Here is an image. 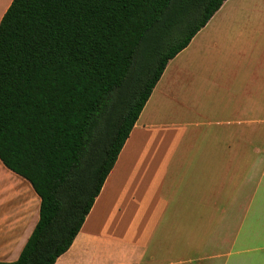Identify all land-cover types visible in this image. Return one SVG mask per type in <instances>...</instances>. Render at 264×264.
I'll use <instances>...</instances> for the list:
<instances>
[{
	"label": "crops",
	"instance_id": "crops-1",
	"mask_svg": "<svg viewBox=\"0 0 264 264\" xmlns=\"http://www.w3.org/2000/svg\"><path fill=\"white\" fill-rule=\"evenodd\" d=\"M248 5L225 1L168 63L55 264H264V16ZM40 204L0 160V263L19 259Z\"/></svg>",
	"mask_w": 264,
	"mask_h": 264
},
{
	"label": "trees",
	"instance_id": "trees-1",
	"mask_svg": "<svg viewBox=\"0 0 264 264\" xmlns=\"http://www.w3.org/2000/svg\"><path fill=\"white\" fill-rule=\"evenodd\" d=\"M225 1H12L0 21V160L41 204L19 259L0 264H55L71 248L168 63ZM186 10L192 26L137 72L151 34Z\"/></svg>",
	"mask_w": 264,
	"mask_h": 264
},
{
	"label": "rangeland",
	"instance_id": "rangeland-1",
	"mask_svg": "<svg viewBox=\"0 0 264 264\" xmlns=\"http://www.w3.org/2000/svg\"><path fill=\"white\" fill-rule=\"evenodd\" d=\"M10 1L11 0H7L6 4V0H0V20L3 17L4 11ZM248 1L250 5H248L249 10H247V12H256L258 15L261 14L264 16V0ZM197 17L198 16L195 14L194 10H186L178 14V22L176 24L170 25L166 29L159 28L155 30L149 37L147 44L144 45V52L138 57V63L136 66L137 72L141 73V70L144 69L150 61L157 60V54L159 53L160 49L168 48L170 42H172L174 39L180 38L183 33H185L190 28V26H192L194 18ZM256 23V25H253L264 27V18L258 20ZM146 52H149V56H144Z\"/></svg>",
	"mask_w": 264,
	"mask_h": 264
}]
</instances>
